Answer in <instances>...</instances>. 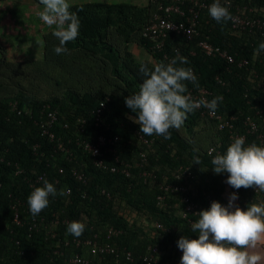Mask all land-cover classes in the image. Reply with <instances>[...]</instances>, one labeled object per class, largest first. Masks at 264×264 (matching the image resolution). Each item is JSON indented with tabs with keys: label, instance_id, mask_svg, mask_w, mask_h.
Masks as SVG:
<instances>
[{
	"label": "trees",
	"instance_id": "1",
	"mask_svg": "<svg viewBox=\"0 0 264 264\" xmlns=\"http://www.w3.org/2000/svg\"><path fill=\"white\" fill-rule=\"evenodd\" d=\"M23 2L0 0L1 11L11 20L16 18L17 24V11L23 12L17 7L24 6ZM68 2L81 24L79 36L66 45L67 54L54 53L59 41L52 35L53 29L38 18L41 60L21 50L10 52L9 43L0 40V264H147L142 257L153 246L160 249L153 264H175L182 254L177 241L182 236L197 239L198 234L191 232L181 215L183 194L162 187L186 184L194 192L199 211L209 209L205 196L220 199L228 174L212 171L207 148L215 145L224 154L236 133L246 136L245 145H264L256 132H247L248 119L264 132L260 125L264 117V51L254 54L264 42V27L236 30L228 21L222 31L208 14L214 0H205L206 6L200 9L185 0L179 4L184 14L175 13L171 18L187 21L195 13L198 34L187 38L169 29L151 34L145 31L147 25L156 13L167 15L161 7L172 0H148L143 5L105 0ZM220 2L231 14L264 20V0ZM25 3H31L29 9L42 7L39 0ZM19 23L24 25L23 20ZM200 39L226 50L234 62L205 55L198 45ZM177 55L187 58V64L178 62L177 66L193 69L198 88L209 91V101L223 97L216 113L230 126L219 130V120L202 107L188 114L180 129H169L170 139L140 132L124 97L139 91L142 63L151 67L161 61L168 63ZM244 58L247 64L239 66ZM185 83L188 92L198 89L191 82ZM49 113H55V118ZM98 135L111 138L105 146L111 150L102 149L103 163L109 165L104 168L81 146L83 140ZM141 153L145 157L142 161ZM197 158L200 165L194 164ZM110 166H116L117 171H110ZM184 167H189L192 178L181 175L179 169ZM59 168H63L62 173ZM72 168L84 173L86 183L72 176ZM43 174L57 191L70 189V193L50 196L49 206L33 217L27 197L43 184L33 187L30 181L35 183ZM177 174L181 176L177 178ZM262 193L240 188L244 209L250 203H264ZM159 195L164 196L162 200ZM17 208L21 224L14 220ZM32 217L37 228H31ZM71 221L86 226L79 238L95 236L114 251L92 252L90 245H76L73 239L77 237L66 235ZM157 222L174 228L169 232L159 229ZM110 227L117 234L108 237ZM76 254L81 258L79 263L70 261Z\"/></svg>",
	"mask_w": 264,
	"mask_h": 264
},
{
	"label": "clouds",
	"instance_id": "2",
	"mask_svg": "<svg viewBox=\"0 0 264 264\" xmlns=\"http://www.w3.org/2000/svg\"><path fill=\"white\" fill-rule=\"evenodd\" d=\"M39 4L42 8L36 12L37 18L53 29L52 35L59 41V46L53 49L54 53L67 54L69 49L66 45L79 36L81 22L77 12L70 10L68 0H39ZM208 14L221 25L222 31L228 21L235 22L236 19L220 0H214L208 7ZM155 15L175 21L171 18L175 15L173 12L170 16L168 13L165 16ZM261 51H264V42L258 44L254 54L258 55ZM178 62L185 65L188 60L177 55L168 63L161 61L151 67L142 63L139 73L143 79L139 91L124 97L126 107L135 113V117L130 118L140 126V132L145 136L170 139L169 129H180L188 114L204 107L210 115H215L218 104L223 100L222 96L210 101L193 99L186 94L188 87L185 82H191L198 88L199 81L192 68L177 66ZM194 164L200 165L199 158ZM211 164L215 174H228L225 183L231 188H255L264 192V145H245L244 137H235L226 152L215 155ZM40 179L43 186L35 187L27 197L33 217L49 206L50 196L70 193V189L57 191L53 183L44 177ZM238 199L237 193L233 192L229 195L227 206L213 201L209 209L195 213L198 218L190 223V230L197 233L198 238L182 236L177 241L182 251L180 264H264V203H250L244 210L236 203ZM85 227L80 221H71L66 226V235L79 238Z\"/></svg>",
	"mask_w": 264,
	"mask_h": 264
},
{
	"label": "built area",
	"instance_id": "3",
	"mask_svg": "<svg viewBox=\"0 0 264 264\" xmlns=\"http://www.w3.org/2000/svg\"><path fill=\"white\" fill-rule=\"evenodd\" d=\"M183 1H185V0H172V2L170 4H168L166 6L162 5L161 8L165 7L164 9L167 13L173 12V13H179L180 15H183L184 12L180 9V6L178 4L179 2H183ZM190 1L195 6H197L199 9L202 8L203 6H206L205 0H190ZM249 10H252V9H249ZM232 16L236 18L235 22L231 21V25H232L233 29H236V30H245V29L253 30L254 28L257 27L258 29L261 30L264 27V20H262L260 18L250 19L247 17H243L241 13L232 14ZM196 23H197V21H196V14L195 13L194 14L192 13L191 16H189L187 18V21H180V22H176V21H173L171 19L155 15L153 20L147 25L145 31L147 33L151 32V34H155L159 30L169 29V30H174L176 32H181V33L185 34L187 36V38H190L191 36H196L198 34V30L196 29ZM181 25L183 27H181ZM198 45L202 49L204 54L207 56L219 57L221 59H225L228 63L234 62V58L226 50H222L219 47L214 46L213 44H211L210 42H208L206 40L200 39L198 41ZM245 64H247V60L245 58L241 59L238 63L239 66H243ZM262 79L264 80V76L262 77ZM187 94H190L193 99L203 98V99L208 100L207 96L209 95V91L206 88L202 87V88H198L197 90H194V91H189ZM201 108L202 107H200L199 109H201ZM204 109H205L204 111H206L210 117H214V118L219 120V123H218V129L219 130H223L224 128L230 126L229 121L226 119H223L220 114L215 113V115H210L209 110L206 108H204ZM49 116L51 117V119H54L55 113H49ZM247 124H248L247 132H250V133L256 132V137L260 141V143L262 141H264V132H259V125H257V123L253 119H248ZM260 125H261V127H264V117L260 121ZM241 136L246 138V136L244 134H237L236 133L230 137V141L232 142L233 138L241 137ZM115 139H117V137H115ZM110 140H111V138H107L105 135H98L96 138H93L92 140H83L81 142V146H82L84 151H86L88 154H90L93 157V159L95 160L94 163L97 166L104 168V167H108L109 165L103 163L104 159H103L102 149L106 148L105 146H106L107 142ZM144 141L146 142L147 140L144 139ZM245 142H246V139H245ZM107 150L110 151L111 149L106 148L105 152ZM220 153H221L220 150L215 145H211L207 148V154L209 156H211V158H213L215 155L220 154ZM144 158H145L144 153H141V161L144 160ZM109 169H110V171H117L116 166H110ZM179 170L182 172L181 175H184L186 178H189V177L192 178L193 177V175L191 174V171L189 170V167H184V169L180 168ZM123 171L126 174L128 173V171H126V169H124ZM58 172L62 173L63 168H59ZM71 172H72V176H74L77 180L81 181L82 183H86V177H85L83 172L79 171L77 168H72ZM143 174L145 175L147 173L143 172ZM180 176L178 174L176 175L177 178H179ZM41 177H44L45 179H47L51 183V181L48 179V177L43 174V175L37 176L34 179L35 183L30 181V186L35 187L36 183H39V182L42 183V180L40 179ZM226 180H227V178H225V181ZM56 182H57V179L54 180V183H56ZM162 188L165 191H179L183 194L184 207L181 211V215L183 218H185L187 220V222L189 224L191 222H194L195 218H196L195 213L199 212L198 202L193 199L194 192L190 191L189 187L183 183H178V184L167 183ZM254 190L257 191L255 188H254ZM233 192H236L238 197H239V199L236 201V203L240 206L241 209H244V207L240 201V189L239 190L233 189L229 185H227L226 183L224 184V188H223V191L221 193L220 199H216L215 197H212L210 195L205 196L206 200H207V204L210 206L213 201H217V202H220L222 205L227 206L229 195ZM257 192H259V191H257ZM262 195L264 196V192L262 193ZM163 197H164L163 195H159L158 199L162 200ZM14 220L17 222V224H21V214H20V211L18 208H17V213H15ZM35 221H36L35 218L32 217L31 223H30L31 228H37V224ZM62 221L65 222L64 220H62ZM54 222H57V220ZM155 226L159 229H163V230L168 231V232L174 228L173 226L165 228V226H163L159 222L155 223ZM116 234H117V230L113 227H110L108 230V237L116 235ZM73 242L76 245H79V244L90 245L92 252L108 253V252L114 251V248L109 243L101 244L100 242L97 241V238L95 236L93 238H88V239H86V238L73 239ZM159 250L160 249L157 246L150 247V252L147 255H144L142 257V259L147 264H153V263L157 262L159 259ZM181 256H182V254H181ZM181 256H180V258H181ZM180 258L178 261L175 262V264H180ZM70 261L73 263H79L81 261V258L78 256V254H76L75 256H73V258ZM84 261H87V260H84Z\"/></svg>",
	"mask_w": 264,
	"mask_h": 264
},
{
	"label": "rangeland",
	"instance_id": "4",
	"mask_svg": "<svg viewBox=\"0 0 264 264\" xmlns=\"http://www.w3.org/2000/svg\"><path fill=\"white\" fill-rule=\"evenodd\" d=\"M25 1V0H22ZM79 2L86 1H97V0H74ZM108 2H132L136 4H146L148 0H105ZM24 3V6L17 7V24L15 23L16 18L11 20V17L2 12V5L0 4V40L3 42H8L11 49L10 52H18L21 50L26 53V55L32 58L41 60L43 58L41 40L36 35L39 29V24L36 21V12L42 7H32L28 8L31 3ZM27 4V5H25ZM10 18V20H9ZM19 20H23L24 25L19 23ZM34 32V34L29 32ZM26 32V33H24ZM28 34V35H27ZM3 38V39H2Z\"/></svg>",
	"mask_w": 264,
	"mask_h": 264
},
{
	"label": "crops",
	"instance_id": "5",
	"mask_svg": "<svg viewBox=\"0 0 264 264\" xmlns=\"http://www.w3.org/2000/svg\"><path fill=\"white\" fill-rule=\"evenodd\" d=\"M25 2H28V0H25ZM148 2V1H147Z\"/></svg>",
	"mask_w": 264,
	"mask_h": 264
}]
</instances>
